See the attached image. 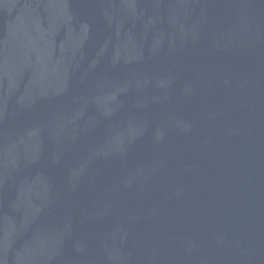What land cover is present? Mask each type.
Returning <instances> with one entry per match:
<instances>
[{"label":"water","instance_id":"1","mask_svg":"<svg viewBox=\"0 0 264 264\" xmlns=\"http://www.w3.org/2000/svg\"><path fill=\"white\" fill-rule=\"evenodd\" d=\"M0 264H264V0H0Z\"/></svg>","mask_w":264,"mask_h":264}]
</instances>
